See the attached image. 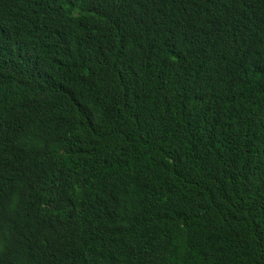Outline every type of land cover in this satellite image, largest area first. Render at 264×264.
<instances>
[{
    "label": "trees",
    "instance_id": "trees-1",
    "mask_svg": "<svg viewBox=\"0 0 264 264\" xmlns=\"http://www.w3.org/2000/svg\"><path fill=\"white\" fill-rule=\"evenodd\" d=\"M0 264H264V0H0Z\"/></svg>",
    "mask_w": 264,
    "mask_h": 264
}]
</instances>
